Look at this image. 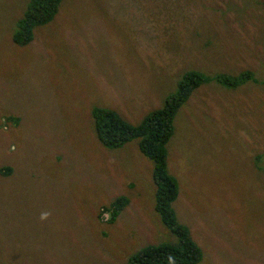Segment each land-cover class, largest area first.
<instances>
[{
	"label": "rangeland",
	"instance_id": "1",
	"mask_svg": "<svg viewBox=\"0 0 264 264\" xmlns=\"http://www.w3.org/2000/svg\"><path fill=\"white\" fill-rule=\"evenodd\" d=\"M29 1L0 0V264H126L177 243L152 160L137 138L102 145L92 111L136 125L188 71L210 78L165 144L175 217L197 264H264V0H60L18 44ZM244 71L234 87L214 79Z\"/></svg>",
	"mask_w": 264,
	"mask_h": 264
},
{
	"label": "trees",
	"instance_id": "2",
	"mask_svg": "<svg viewBox=\"0 0 264 264\" xmlns=\"http://www.w3.org/2000/svg\"><path fill=\"white\" fill-rule=\"evenodd\" d=\"M60 0H30L12 38L18 44L32 40L34 29L49 22L58 10ZM251 76L244 71L238 78L220 75L216 81L234 87L239 80ZM210 77L196 71L185 73L179 83V90L166 97L161 107L149 111L142 120L130 124L109 108H94L92 117L97 139L106 147L115 148L137 138L140 152L152 160V177L155 185V209L162 222L177 236L176 244L147 245L127 259L126 264H197L202 258L201 247L191 238L187 228L180 225L171 203L178 196L175 178L166 171L165 144L173 132V118L177 107L187 99L191 90ZM8 169V168H6ZM2 172V171H1ZM126 197H116L105 209L113 220L123 208Z\"/></svg>",
	"mask_w": 264,
	"mask_h": 264
},
{
	"label": "clouds",
	"instance_id": "3",
	"mask_svg": "<svg viewBox=\"0 0 264 264\" xmlns=\"http://www.w3.org/2000/svg\"><path fill=\"white\" fill-rule=\"evenodd\" d=\"M46 215H47V214H43V215H42V218H46Z\"/></svg>",
	"mask_w": 264,
	"mask_h": 264
}]
</instances>
